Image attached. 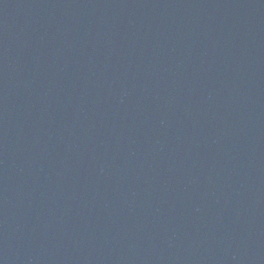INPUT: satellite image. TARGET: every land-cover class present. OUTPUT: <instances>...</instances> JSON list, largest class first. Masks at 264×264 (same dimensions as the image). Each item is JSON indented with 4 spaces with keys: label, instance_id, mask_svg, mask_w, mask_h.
<instances>
[{
    "label": "water",
    "instance_id": "water-1",
    "mask_svg": "<svg viewBox=\"0 0 264 264\" xmlns=\"http://www.w3.org/2000/svg\"><path fill=\"white\" fill-rule=\"evenodd\" d=\"M0 264H264V0H0Z\"/></svg>",
    "mask_w": 264,
    "mask_h": 264
}]
</instances>
